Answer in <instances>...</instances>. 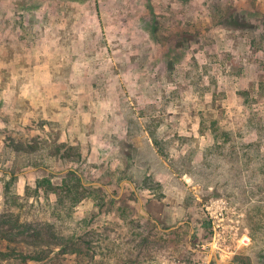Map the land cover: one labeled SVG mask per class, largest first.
I'll list each match as a JSON object with an SVG mask.
<instances>
[{
  "label": "rangeland",
  "instance_id": "obj_1",
  "mask_svg": "<svg viewBox=\"0 0 264 264\" xmlns=\"http://www.w3.org/2000/svg\"><path fill=\"white\" fill-rule=\"evenodd\" d=\"M11 211L0 264H264V0H0Z\"/></svg>",
  "mask_w": 264,
  "mask_h": 264
},
{
  "label": "trees",
  "instance_id": "obj_2",
  "mask_svg": "<svg viewBox=\"0 0 264 264\" xmlns=\"http://www.w3.org/2000/svg\"><path fill=\"white\" fill-rule=\"evenodd\" d=\"M7 174L9 176V179L4 185V191H6V192L9 191V188H10L9 185L12 183V181L15 177V174L12 172H7ZM67 176L69 179L73 180L72 184L65 182L63 184V186H60V188H58V187L51 186L50 180L46 178L44 180L40 179V180L36 181L35 190L38 191L40 188L44 187L45 191L48 193V192H57L55 189H61V190L64 189L67 191V197L70 198L73 192L74 193L77 192V189L87 190V188H90V186H88L82 182L81 177L76 173L75 170L69 169L67 172ZM43 183H47V185H44ZM82 195H83V193H82ZM16 216L17 215H15V212H13V211L8 213V217L4 216V215H0V236L1 237L5 238L3 235H5L8 232L7 234H10V235H6V236H10V237H6L7 239L15 240L14 237L18 236V239H20L22 241L24 240V242H26L28 244L35 245V246H44V245H48V244H52V243L53 244H59L58 242H55L51 239L53 237H56L55 233L52 230L39 229L36 231V230L31 229V231H28V229H26V228H25V230H21L20 224L18 223V217H16ZM6 218H10V219L14 220L12 225L9 227H6V225L8 223V219H6ZM67 218H70V215ZM23 234H26V235L29 234V239L21 237V235H23ZM73 237H74V234L71 233V235H69L67 237V239H65V243L68 244V242L74 241ZM66 244H64L62 246H65ZM16 253L17 254L15 257L18 260L17 264H29L30 260L40 261L42 259V257H38V256L32 255L30 253H22L20 251H18ZM3 254L4 253L0 251V255H3Z\"/></svg>",
  "mask_w": 264,
  "mask_h": 264
},
{
  "label": "crops",
  "instance_id": "obj_3",
  "mask_svg": "<svg viewBox=\"0 0 264 264\" xmlns=\"http://www.w3.org/2000/svg\"><path fill=\"white\" fill-rule=\"evenodd\" d=\"M49 75H50V73H48V74L47 73L46 74L37 73V76H36L37 79H35V84L38 85V88H39L41 93H43V92L45 93V90L48 89V88H50V90L53 89L52 82H51V79H50Z\"/></svg>",
  "mask_w": 264,
  "mask_h": 264
},
{
  "label": "built area",
  "instance_id": "obj_4",
  "mask_svg": "<svg viewBox=\"0 0 264 264\" xmlns=\"http://www.w3.org/2000/svg\"><path fill=\"white\" fill-rule=\"evenodd\" d=\"M239 241L243 244V245H247L250 242V238L248 235L246 234H242Z\"/></svg>",
  "mask_w": 264,
  "mask_h": 264
},
{
  "label": "water",
  "instance_id": "obj_5",
  "mask_svg": "<svg viewBox=\"0 0 264 264\" xmlns=\"http://www.w3.org/2000/svg\"><path fill=\"white\" fill-rule=\"evenodd\" d=\"M214 257H215V259L217 260V256H216V254H214ZM221 264H225V263H221Z\"/></svg>",
  "mask_w": 264,
  "mask_h": 264
}]
</instances>
